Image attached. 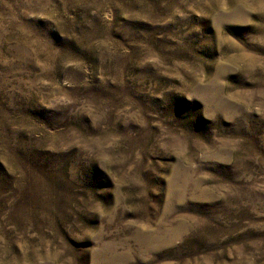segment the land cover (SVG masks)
<instances>
[{
	"label": "rangeland",
	"instance_id": "obj_1",
	"mask_svg": "<svg viewBox=\"0 0 264 264\" xmlns=\"http://www.w3.org/2000/svg\"><path fill=\"white\" fill-rule=\"evenodd\" d=\"M0 264H264V0H0Z\"/></svg>",
	"mask_w": 264,
	"mask_h": 264
}]
</instances>
